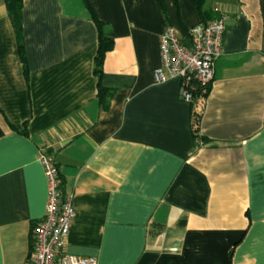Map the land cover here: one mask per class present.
Segmentation results:
<instances>
[{
  "label": "crops",
  "instance_id": "0c3cea01",
  "mask_svg": "<svg viewBox=\"0 0 264 264\" xmlns=\"http://www.w3.org/2000/svg\"><path fill=\"white\" fill-rule=\"evenodd\" d=\"M114 39L98 101L84 0H0V264H27L45 216L41 156L76 216L68 252L98 264H264V0H87ZM224 20L198 136L180 79L156 84L160 36Z\"/></svg>",
  "mask_w": 264,
  "mask_h": 264
},
{
  "label": "built area",
  "instance_id": "2783aa9c",
  "mask_svg": "<svg viewBox=\"0 0 264 264\" xmlns=\"http://www.w3.org/2000/svg\"><path fill=\"white\" fill-rule=\"evenodd\" d=\"M226 24L212 20L188 30V43L180 38L177 29L167 26L160 36L161 65L154 72L156 84L180 79V97L192 104L196 95L212 84L216 63L223 53ZM48 182V198L43 220L32 232V250L27 264H98L94 257H82L68 252V239L76 216L73 197L63 194L57 164L42 155Z\"/></svg>",
  "mask_w": 264,
  "mask_h": 264
},
{
  "label": "trees",
  "instance_id": "16d2710c",
  "mask_svg": "<svg viewBox=\"0 0 264 264\" xmlns=\"http://www.w3.org/2000/svg\"><path fill=\"white\" fill-rule=\"evenodd\" d=\"M193 4L198 8V10L204 15L203 13V7L206 0H191ZM8 14L10 16V19L14 25V28L16 30L17 34V40H18V49L21 58L24 61V67H25V74L28 76V65H27V56H26V50L25 45L23 41V7H24V0H4ZM88 8L92 12V18L94 19L97 28H98V49L95 56V67H94V73L96 77L98 78V101L100 105L107 108L108 101L113 95V91L103 84V75H104V62L106 59V55L114 49V39L109 35V33L106 31L105 24L100 21L97 16L95 15L92 7L88 3L87 0H84ZM160 4L163 5L164 0H158ZM208 21L204 22L207 23ZM211 90V85L207 88L206 92H203L202 90L196 95V100L190 104L193 108L192 115H193V132L194 136H198L199 131V124L202 117V111H203V105L205 99L208 97L209 92ZM4 135V132L2 128L0 127V137ZM61 177V175H60ZM63 186V183H62ZM63 191V189H62Z\"/></svg>",
  "mask_w": 264,
  "mask_h": 264
}]
</instances>
